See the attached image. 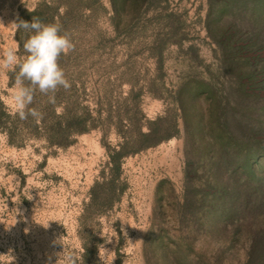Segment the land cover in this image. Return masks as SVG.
I'll use <instances>...</instances> for the list:
<instances>
[{"label": "rangeland", "instance_id": "1", "mask_svg": "<svg viewBox=\"0 0 264 264\" xmlns=\"http://www.w3.org/2000/svg\"><path fill=\"white\" fill-rule=\"evenodd\" d=\"M245 1L0 0V49L21 59L22 12L66 16L56 111L95 125L66 148L0 129V264H56L64 247L79 260L85 243L109 264H248L262 250L264 45L235 55L229 37L264 41V0Z\"/></svg>", "mask_w": 264, "mask_h": 264}, {"label": "clouds", "instance_id": "2", "mask_svg": "<svg viewBox=\"0 0 264 264\" xmlns=\"http://www.w3.org/2000/svg\"><path fill=\"white\" fill-rule=\"evenodd\" d=\"M11 26L16 30L23 29L32 33L23 43L26 55L22 59L17 55L16 48L0 49V68L16 73L12 91L13 114L21 120L29 117L40 119L42 114L35 108H30L35 92L38 90L49 97V102L55 103V93L60 88L68 90L71 87L59 59L62 54L72 51L74 44L69 34L62 31V26L57 23L45 24L35 18L30 22H13ZM110 254L101 245L99 258L102 264H109L107 258ZM57 255L56 264H79L75 254L66 251L65 247Z\"/></svg>", "mask_w": 264, "mask_h": 264}, {"label": "trees", "instance_id": "3", "mask_svg": "<svg viewBox=\"0 0 264 264\" xmlns=\"http://www.w3.org/2000/svg\"><path fill=\"white\" fill-rule=\"evenodd\" d=\"M130 1L133 2L136 8H139L141 5L150 2L151 0ZM219 1H222V4L225 5V8L230 9L236 4H243L242 2L244 0ZM247 1L252 0H246L245 2ZM57 9V6L55 7L46 3H41L33 11L22 12L19 21L23 20L30 22L32 19L38 18L41 22L45 24L59 23V25H61L63 29V25L66 23L64 21L66 16L61 17L60 22H57ZM31 34V32L25 31L23 29L17 30V39L20 44L21 53L26 54L23 49V43L26 41V39L29 38ZM259 35L260 34L256 36ZM241 36L242 34L240 33H230L229 41L231 42V44L234 45V48L232 50L235 52V55H238L240 53H238L239 49L250 47L257 50L256 46L264 45V41H258V37L253 36L252 38H246L249 40L247 46L241 47L240 45H238V43H235L242 42ZM219 44H222L220 40ZM258 50H260L259 47ZM63 57H65V55L62 54L60 59ZM256 72L258 71L256 70ZM15 76V72L11 73V83H15ZM251 76L252 78L256 79V77H254V74H252ZM58 106L59 101L57 95H55V103H51L49 102L48 96L43 95L39 92V96L37 98H35L34 96V102L32 105H30V108H35L42 114V118H40L39 123H36L34 122V119L32 117H29L26 120L19 119L18 116H15L13 113H11L8 108L4 105V103L0 101V129L8 135L9 142L11 144L20 145L19 142L22 138V135L25 134L26 136H33L36 138L45 137L52 146L66 148L73 143V139L75 136L87 133L93 127H95L90 115L86 111L82 112L81 114H71L70 112H63L57 114L56 110ZM261 249L262 250H260V248L258 247L257 249H253V252L250 254L248 264H264V246ZM78 261L79 264H102L98 256L97 247H91L87 243L84 244V252L81 254V257ZM117 264L121 263L118 261Z\"/></svg>", "mask_w": 264, "mask_h": 264}]
</instances>
